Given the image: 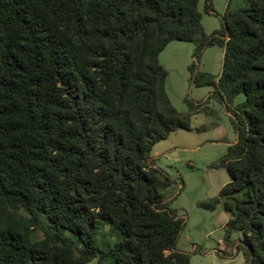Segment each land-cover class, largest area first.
<instances>
[{"label":"trees","instance_id":"16d2710c","mask_svg":"<svg viewBox=\"0 0 264 264\" xmlns=\"http://www.w3.org/2000/svg\"><path fill=\"white\" fill-rule=\"evenodd\" d=\"M199 3L0 0V264H189L175 249L184 219L162 197L173 181L149 159L192 128L166 94L172 41L223 47L218 81L198 83L245 96L220 197L228 236L242 231L246 263L264 264V0H229L212 36Z\"/></svg>","mask_w":264,"mask_h":264},{"label":"rangeland","instance_id":"374dc122","mask_svg":"<svg viewBox=\"0 0 264 264\" xmlns=\"http://www.w3.org/2000/svg\"><path fill=\"white\" fill-rule=\"evenodd\" d=\"M228 2L213 0L212 8L208 9L206 0H200L198 8L208 36L222 28ZM240 4L245 6L246 0H240ZM224 51L214 45L198 52L195 43L172 41L159 56L160 65L168 72L165 87L170 103L180 114H191L192 128L173 132L158 142L149 159L173 181L162 197L184 219L185 227L175 249L189 256V264H247L241 248L244 234L235 230L228 236L226 225L231 215L220 197L231 180L222 162L229 147L238 140L232 120L245 96L229 103L221 100L214 84L198 83L201 74L218 81ZM191 105L201 109L192 111ZM21 214L28 217L25 212ZM43 237L44 232L39 231L30 239ZM115 239L108 226L101 228L98 246L108 249ZM89 264L99 263L94 260Z\"/></svg>","mask_w":264,"mask_h":264},{"label":"crops","instance_id":"0c3cea01","mask_svg":"<svg viewBox=\"0 0 264 264\" xmlns=\"http://www.w3.org/2000/svg\"><path fill=\"white\" fill-rule=\"evenodd\" d=\"M176 251H178V252H182V251H180V250H177V249H176Z\"/></svg>","mask_w":264,"mask_h":264}]
</instances>
